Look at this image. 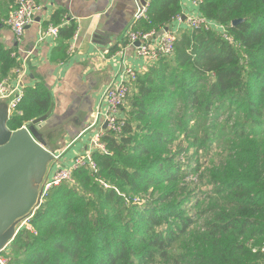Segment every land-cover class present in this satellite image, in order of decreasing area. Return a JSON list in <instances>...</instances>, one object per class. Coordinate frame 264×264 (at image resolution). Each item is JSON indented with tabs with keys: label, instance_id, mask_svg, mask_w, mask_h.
Instances as JSON below:
<instances>
[{
	"label": "trees",
	"instance_id": "obj_1",
	"mask_svg": "<svg viewBox=\"0 0 264 264\" xmlns=\"http://www.w3.org/2000/svg\"><path fill=\"white\" fill-rule=\"evenodd\" d=\"M16 1L0 0V26ZM197 11L218 27H180L173 50L137 73L119 130L101 138L106 153H91L95 169L47 189L0 253L5 264H263L264 0H200ZM66 13L44 24L58 27L59 62L77 32ZM181 14L180 0H150L131 30L160 31ZM17 57L0 42V79L15 78ZM49 101L40 83L24 86L8 127Z\"/></svg>",
	"mask_w": 264,
	"mask_h": 264
},
{
	"label": "water",
	"instance_id": "obj_2",
	"mask_svg": "<svg viewBox=\"0 0 264 264\" xmlns=\"http://www.w3.org/2000/svg\"><path fill=\"white\" fill-rule=\"evenodd\" d=\"M87 1L90 7L99 5L97 21L92 23L90 14L80 17L90 26L85 35L76 32L66 58L57 63L46 59L41 70L26 67L19 80L21 88L26 76L41 82L49 95L47 110L11 130L8 106L12 96L0 93V253L20 229L27 227L28 219L42 203L53 169L67 167V159L71 164L73 157L87 152V147L78 143L93 131L98 95L112 81L120 62L119 56L109 62L104 57L123 39L150 0H137L133 11L117 26L106 20L113 15L107 5L114 0ZM242 20L235 19L231 24ZM36 50L34 46L22 53L24 66Z\"/></svg>",
	"mask_w": 264,
	"mask_h": 264
},
{
	"label": "built area",
	"instance_id": "obj_3",
	"mask_svg": "<svg viewBox=\"0 0 264 264\" xmlns=\"http://www.w3.org/2000/svg\"><path fill=\"white\" fill-rule=\"evenodd\" d=\"M192 1L197 7L200 0ZM16 4V8L8 14L4 24L13 34L15 41L18 42L21 40L26 27L30 26L33 22L34 15L39 9V6L35 0H17ZM146 7L136 15V20L144 16ZM175 20L177 23L174 24L173 22L172 27H167L156 32L152 31L147 34L132 31L131 28L128 30L124 36V38L128 39L127 44L120 45L119 50L112 55V57H120L118 71L115 73L113 80L102 91L100 100L96 106L95 118L91 125L93 131L88 134L90 137L88 139L87 152L72 159L71 164L67 167L54 168L46 185V191L51 185H57L62 181L70 182L73 170L78 167L89 165L91 168L95 169V164L91 159V153L93 151L98 150L106 153L105 144L101 141V138L106 131L119 130L120 124L118 120L120 119L121 106L129 91V84L136 78L137 73H139L142 68V66H140L141 68H139V66H134V64L130 62L131 57L143 60L144 66L142 69L145 70L159 55L169 54L173 50L175 34L180 25L186 27H218L201 16L197 8L189 13L178 15ZM57 34L58 27L50 24L39 30L37 42H43L48 37L55 39ZM136 42H139V44L135 45ZM128 49L132 52L130 57L126 58ZM17 58L21 63V67L12 70L16 75L15 78L9 76L0 79L1 95L12 96L8 106L10 113L18 105L22 96V88L18 86V82L23 76L24 67L23 60L20 59V57ZM104 123H106L105 127H103ZM262 251L264 252V249H262Z\"/></svg>",
	"mask_w": 264,
	"mask_h": 264
},
{
	"label": "crops",
	"instance_id": "obj_4",
	"mask_svg": "<svg viewBox=\"0 0 264 264\" xmlns=\"http://www.w3.org/2000/svg\"><path fill=\"white\" fill-rule=\"evenodd\" d=\"M39 2L41 8L35 13L33 22L30 26H28L20 41L16 42L14 39L13 34L11 31L5 26H0V42L7 46L13 45L14 47H17V53L18 57H21L22 53H25L26 51H30L35 46L37 50L31 54L29 57L27 66L23 64L24 71L26 67L31 68L32 70H41L40 65H42V62H44L46 59L49 60L51 63H57L59 61H54L51 59V53L52 50L57 46L56 38L53 39L52 37H48L43 42H37L38 32L40 29L45 28L44 24L50 20V17L52 13L55 10L58 9H65L66 10V22L70 20H74L77 24V32L80 31L82 34H86L88 31V26H90L88 20L81 19L82 17L90 14L93 16V20H91L92 23L97 21V17L99 14H95L97 12L99 5H90L88 4L87 0H36ZM181 1V8L183 9V13H189L190 11H194L197 7L194 5L192 0H180ZM137 2V0H114L112 1V4H108L107 8L112 7L113 15L106 20H108L113 26H117L121 24V21L126 20V18L129 16L130 12L134 9V4ZM150 2V1H149ZM94 14V15H93ZM81 17V18H80ZM170 26V25H169ZM168 26V27H169ZM180 27H185L184 25H180ZM73 40V39H72ZM72 44V41L71 43ZM89 42L87 40L86 46L88 48ZM91 47V46H90ZM131 50L128 49L126 58H129L131 55ZM109 55V54H108ZM106 55L105 61L109 62L111 58ZM116 57V56H113ZM130 62L134 64V66H144V61L141 59H136L135 57L130 58ZM104 64H110L103 61ZM39 67V68H37ZM141 68L140 71H144ZM27 70V69H26ZM118 71H115V73ZM115 73L113 75V78L115 76ZM113 80V79H112ZM28 82V83H26ZM35 83H40L38 81H31L28 76L25 77L24 84L25 86H30ZM19 84V82H18ZM42 85V84H41ZM43 86V85H42ZM44 87V86H43ZM102 94V93H101ZM101 94L98 95V102L100 100ZM97 102V104H98ZM88 135L84 136L83 139L78 143L79 147L84 146L88 149ZM81 143V144H80ZM71 159H67L64 163L68 166L70 164ZM54 170V169H53Z\"/></svg>",
	"mask_w": 264,
	"mask_h": 264
},
{
	"label": "rangeland",
	"instance_id": "obj_5",
	"mask_svg": "<svg viewBox=\"0 0 264 264\" xmlns=\"http://www.w3.org/2000/svg\"><path fill=\"white\" fill-rule=\"evenodd\" d=\"M36 1V0H35ZM36 3H37V5L39 6V9L41 8V6H40V4H39V2L38 1H36ZM38 9V10H39ZM37 10V11H38ZM182 11H183V9H182ZM183 13V12H182ZM182 15V14H181ZM75 36V35H74ZM71 46V45H70ZM112 55L113 54H111L109 57L111 58L112 57ZM66 58V57H65ZM21 59V58H20ZM17 60H18V58H17ZM64 60V59H63ZM62 62V61H61ZM3 79V78H2ZM23 88V87H22ZM105 124V123H104ZM106 126V125H105ZM90 135H88L87 137H89ZM77 156H80V154L79 155H76L75 157H73L72 159H75ZM4 253H7V252H4ZM7 259L8 258H6V256H1L0 255V260H1V262L3 263V264H5L6 262H7Z\"/></svg>",
	"mask_w": 264,
	"mask_h": 264
}]
</instances>
